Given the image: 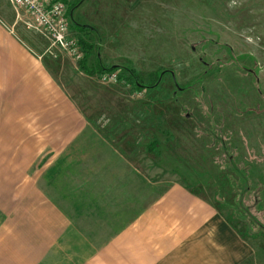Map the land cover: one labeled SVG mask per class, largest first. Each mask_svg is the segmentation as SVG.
Instances as JSON below:
<instances>
[{
  "label": "rangeland",
  "instance_id": "374dc122",
  "mask_svg": "<svg viewBox=\"0 0 264 264\" xmlns=\"http://www.w3.org/2000/svg\"><path fill=\"white\" fill-rule=\"evenodd\" d=\"M63 2L70 38L83 55L90 48L87 69L100 63L117 75L103 84L104 73L87 75L81 61L56 49L49 56L19 10L91 134L92 150L56 175L95 178L102 223L85 234L103 242L179 182L246 239V264H264V0Z\"/></svg>",
  "mask_w": 264,
  "mask_h": 264
},
{
  "label": "crops",
  "instance_id": "0c3cea01",
  "mask_svg": "<svg viewBox=\"0 0 264 264\" xmlns=\"http://www.w3.org/2000/svg\"><path fill=\"white\" fill-rule=\"evenodd\" d=\"M7 4L0 1V264H246V239L179 182L103 242L85 234L102 223L95 178L56 175L92 150L91 134Z\"/></svg>",
  "mask_w": 264,
  "mask_h": 264
},
{
  "label": "built area",
  "instance_id": "2783aa9c",
  "mask_svg": "<svg viewBox=\"0 0 264 264\" xmlns=\"http://www.w3.org/2000/svg\"><path fill=\"white\" fill-rule=\"evenodd\" d=\"M20 20L19 10L24 11V25L28 30L40 33L45 37L50 48L47 54L51 57L56 49L68 55L75 62L83 59L79 43L69 36L67 7L63 0H7ZM103 84H113L117 80L115 73H104L99 77Z\"/></svg>",
  "mask_w": 264,
  "mask_h": 264
},
{
  "label": "trees",
  "instance_id": "16d2710c",
  "mask_svg": "<svg viewBox=\"0 0 264 264\" xmlns=\"http://www.w3.org/2000/svg\"><path fill=\"white\" fill-rule=\"evenodd\" d=\"M79 4V3H78ZM78 4H75L73 6L70 7V10H73L75 9ZM85 28V27H84ZM85 47H87L85 44H84ZM88 50L86 51L85 55H84V58L83 60L81 61L80 63V70L84 73H86L87 75H90V76H93L95 74H101V73H105V72H111V71H114L116 69V67L112 66L110 67L109 69L103 67L100 63L97 64V68L95 70H88L87 69V66H86V62H87V59H88V56L90 55V48H87ZM129 74H131V72L127 71ZM132 76V75H130ZM139 83H135V87L138 88V85ZM141 88H144L143 86H141Z\"/></svg>",
  "mask_w": 264,
  "mask_h": 264
}]
</instances>
